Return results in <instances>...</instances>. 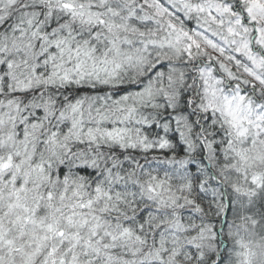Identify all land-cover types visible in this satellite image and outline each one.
<instances>
[{
  "label": "snow or ice",
  "instance_id": "obj_1",
  "mask_svg": "<svg viewBox=\"0 0 264 264\" xmlns=\"http://www.w3.org/2000/svg\"><path fill=\"white\" fill-rule=\"evenodd\" d=\"M0 264H264V0H0Z\"/></svg>",
  "mask_w": 264,
  "mask_h": 264
}]
</instances>
